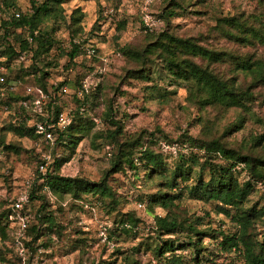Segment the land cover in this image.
Returning <instances> with one entry per match:
<instances>
[{"label":"rangeland","instance_id":"rangeland-1","mask_svg":"<svg viewBox=\"0 0 264 264\" xmlns=\"http://www.w3.org/2000/svg\"><path fill=\"white\" fill-rule=\"evenodd\" d=\"M15 6L23 13L28 10L29 2L15 0ZM76 8L81 15L79 39L85 41L82 52L76 56L73 64H68L65 57L58 58L57 66L48 70L47 85L55 87L58 83H64L60 88H65L68 94L77 93L82 85V89L91 94L98 89L100 96L97 106L91 105V100L87 99L86 110L82 115L88 117L91 127L76 146L70 160L59 169L60 176L97 182L110 170L111 144L105 136L114 127L102 119L106 99L110 100L112 106L110 119L120 125V138L139 132L144 141L150 137L152 149L162 156L169 169L180 157L187 158L190 153L198 159L203 156L202 151L186 142L187 137H208L211 131L208 132L202 122H214L216 134L237 123L234 111H227L220 117H216V111L210 109L200 113L187 101L186 85L173 79L160 60L146 64L145 79H125L127 66L117 51L125 44H136L143 34L141 28L144 31L147 29L152 36L163 30L164 24L159 18L160 0H65L57 16L44 19L41 25L53 30V36L64 52L69 47V16ZM238 12L259 13L264 23V4L261 7L256 0H210L209 8L204 12H187L181 18L172 19L170 25L177 35L197 38L202 45L242 53L246 50L237 49L225 38L216 36L212 21V15L225 17ZM90 46L95 50L93 57L85 52L90 51ZM57 55L58 52L52 50L43 58L55 59ZM29 63L26 58L24 65ZM37 65L40 66V62ZM13 76L14 73L9 75L11 79ZM255 91L258 94L261 92L259 89ZM57 99L59 107L72 109L73 103L69 96ZM249 111L244 115L241 127L232 128L226 136L230 146L242 147L252 136L264 134V99L256 96L249 105ZM4 119V115L0 117L3 145L13 146L16 151L3 150L0 145V202L15 201L24 195L27 202L23 203L22 213L27 216V227L38 225L34 216L43 215L51 218L52 226L41 223L40 234L35 241L26 231L19 237L20 227L16 215L10 210L7 239L0 238L3 259L0 264H124L125 257L135 264H165L171 255L179 257L186 264H195L190 261L192 250L185 248V233L171 237L157 236L153 219L155 216L162 217L164 213L147 204V197L158 190L157 180L145 178L140 166L134 172L122 165L121 171L107 174L106 183L117 200L115 206L106 205L108 201L101 203L91 195H82L78 200L68 195L55 197L40 186L41 181L36 176L35 154L44 147L43 137L33 141L2 133ZM138 155L134 152L132 159ZM196 171L197 168H193L191 178L185 185L194 183ZM236 171L239 172L238 182L245 181L247 177L243 165H239ZM31 192L33 199L29 200ZM41 196L44 198L43 205L39 199ZM263 204L264 184L253 183L243 207L257 210ZM214 205L212 202L202 203L183 196L179 207L188 220L201 219L198 229L232 233L235 224L229 217L215 213ZM2 209L0 204V211ZM127 214L134 224L130 233L124 235L115 229L118 228L117 222L128 217ZM253 230L260 233L261 222L255 223ZM166 240L172 242L173 254L165 253L156 259L151 249ZM215 243V240L202 239L201 245L205 250L202 252L204 256L199 257V264H245L236 252L217 250Z\"/></svg>","mask_w":264,"mask_h":264},{"label":"trees","instance_id":"trees-1","mask_svg":"<svg viewBox=\"0 0 264 264\" xmlns=\"http://www.w3.org/2000/svg\"><path fill=\"white\" fill-rule=\"evenodd\" d=\"M160 1L159 18L164 24L163 30L152 36L147 29L144 31L141 28L143 34L140 40L136 44L123 45L117 53L127 66L125 79H145L146 64L160 60L173 79L186 85V99L200 113L208 109L216 111V117L227 111L236 113L237 123L219 134L215 132L214 122L205 120L201 123L202 126L208 132L211 131L206 139L187 137L186 142L191 147L203 152L200 159L190 153L187 158L180 157L169 169L162 156L152 149L153 141L150 137L144 141L142 133L139 132L121 139L120 125L110 119L112 106L110 100L106 99L102 119L114 127V130L107 132L105 136L111 144L110 170L97 182L79 177H62L58 174L61 166L70 160L76 146L91 127L88 117L82 115L86 110L87 99L91 100V105L97 106L100 96L98 89L91 94L82 89V85L77 91L78 96L75 92L62 95L59 88L64 86V83H58L55 87L47 85L48 70L57 66V59L65 57L68 64H73L85 44V41L79 39L81 15L77 8L69 16L68 51L64 52L58 46L52 29L41 26L44 19L57 16L65 0H40L39 3L28 0L29 8L23 13L16 8L15 0H0V14L3 17L0 20V76L3 78V83L0 84V117L4 115L5 118L1 131L34 141L42 136L35 131L34 123L52 124V143H43V149L35 154L36 162L41 154L51 157L45 173L40 175L36 172L37 179L41 181L40 186L46 188L51 195L58 198L68 195L74 200L80 199L82 195H91L101 203L108 201L106 205L115 206L117 200L106 183L107 174L121 171L122 165L134 172L140 166L145 178L157 180L158 190L147 197L148 205L159 208L164 213L162 217L155 216L153 219L157 236L171 237L185 233V248L192 250L190 261L195 264H199V257L204 256L202 252L205 249L201 245L204 238L215 240L217 250L236 252L245 264H264V221H261L264 218V204L257 210L243 207L252 191L253 183L264 184V134L252 136L239 148L230 146L226 140L232 128L241 127L244 115L250 113L249 105L254 98L259 96L264 99V23L260 20L261 14L238 12L225 17L212 15L216 36L225 38L237 49L246 50L242 53L230 52L202 45L197 38L177 35L170 25L172 19L181 18L187 12H204L209 8L210 0ZM256 1L263 6L264 0ZM190 9L192 10L189 11ZM15 13L18 18L14 17ZM89 48L90 51L85 52L93 57L95 50L91 46ZM52 50L58 52L56 58L44 59L43 57L48 56ZM26 58L30 61L28 65H24ZM39 62L40 66L37 65ZM13 73L11 79L9 75ZM10 86L14 87V91L8 90ZM26 88L31 91L26 92ZM256 89L261 90L260 94ZM36 90L43 96L38 108L34 105L38 98ZM62 96H69L73 103L72 109L57 105V98ZM61 110L68 111L70 117L69 124L63 129L55 125L56 115ZM0 145L3 150L16 151L13 146L3 145L1 137ZM134 152L139 155L132 159ZM215 159L217 161L214 163ZM239 165H243L246 172L247 178L243 182L237 180L239 172L236 169ZM193 168H197L194 183L185 185L191 178ZM32 194L31 192L29 200L33 199ZM183 196L202 203H214L215 213L229 217L235 224L234 231L224 234L209 229H198L201 219L188 220L179 207ZM39 199L43 205L44 198L41 196ZM13 202L14 200L0 202L3 206L0 211L2 240L7 239L9 206ZM42 205L40 207H43ZM127 215L124 220L117 222L118 228L115 231L120 234L128 235L133 227L134 221ZM34 218L39 224L25 229L33 236V241L39 237L41 223L52 226L49 216ZM258 222H261L262 230L257 234L253 229L254 224ZM167 240L151 249L156 259L165 253L173 254V244ZM123 260L124 264L134 263L127 257ZM2 262L0 253V263ZM165 264L186 263L171 255Z\"/></svg>","mask_w":264,"mask_h":264},{"label":"built area","instance_id":"built-area-1","mask_svg":"<svg viewBox=\"0 0 264 264\" xmlns=\"http://www.w3.org/2000/svg\"><path fill=\"white\" fill-rule=\"evenodd\" d=\"M15 18H18V14H14ZM2 71V68L0 66V72ZM3 83V78L0 76V84ZM9 91H14V87L10 86L8 87ZM31 90L26 88V92H30ZM59 92L61 94H65L66 90L65 88H60ZM36 93L38 95V98L36 99V101L34 102V105L36 106V108H38L39 103L43 101V96L41 94L40 91L36 90ZM76 96L79 95V92L75 93ZM70 121V117L68 112H65L64 110H61L57 113L56 115V119H55V125L57 128L59 129H63L65 128ZM33 127L35 128V131L39 134L42 135L44 142H49L50 144L53 141V136L52 133L50 132V128L52 127V124L47 123V122H37L33 125ZM109 150V148H108ZM51 159L48 155L45 154H41L38 158V161L36 163V172L40 175H43L45 173L46 168L48 167V165L50 164ZM27 202V198L24 195H20L10 206V210L15 213L16 217V221L19 225V237H21L22 233L25 231L26 227H27V216L26 214L22 213V209H23V203Z\"/></svg>","mask_w":264,"mask_h":264}]
</instances>
